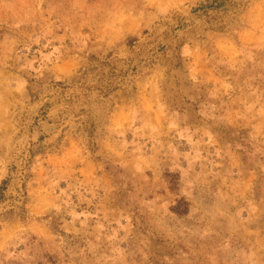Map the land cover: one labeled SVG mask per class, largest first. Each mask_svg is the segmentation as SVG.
Wrapping results in <instances>:
<instances>
[{"label": "rangeland", "instance_id": "rangeland-1", "mask_svg": "<svg viewBox=\"0 0 264 264\" xmlns=\"http://www.w3.org/2000/svg\"><path fill=\"white\" fill-rule=\"evenodd\" d=\"M0 264H264V0H0Z\"/></svg>", "mask_w": 264, "mask_h": 264}]
</instances>
